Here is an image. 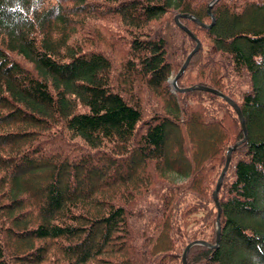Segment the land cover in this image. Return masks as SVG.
I'll use <instances>...</instances> for the list:
<instances>
[{"label": "trees", "instance_id": "obj_1", "mask_svg": "<svg viewBox=\"0 0 264 264\" xmlns=\"http://www.w3.org/2000/svg\"><path fill=\"white\" fill-rule=\"evenodd\" d=\"M212 1L0 0V264H183L214 245L243 131L192 86L233 100L246 139L218 242L186 264H264V0ZM177 15L200 46L175 89L196 45Z\"/></svg>", "mask_w": 264, "mask_h": 264}, {"label": "water", "instance_id": "obj_2", "mask_svg": "<svg viewBox=\"0 0 264 264\" xmlns=\"http://www.w3.org/2000/svg\"><path fill=\"white\" fill-rule=\"evenodd\" d=\"M216 0H213L212 2H215ZM211 2V3H212ZM211 3L209 5V9H208V12L210 14V17H211V22L210 24L206 25L204 23H201L200 21H198L197 19H194L195 22H197L198 24H200L201 26L203 27H210L213 23H214V17L213 15L210 13V8H211ZM183 17H187V15H182ZM190 17V16H188ZM179 16H175V23L182 29L184 30L195 42H196V45L194 47V49L192 51L189 52V54L186 56L182 66L180 67V69L178 70V72L176 73L175 77L172 79V86L173 88L177 89L176 88V84H175V81L176 79L182 74V72L185 70L190 58L192 57V55L198 50L199 46H200V43H199V40L185 27L183 26L179 20H178ZM191 18V17H190ZM194 89H198V90H203V91H209V92H212L220 97H222L225 101H227L230 106L233 108V110L235 111L238 119H239V123H240V126H241V129L243 131V140L239 141V142H236L234 145L230 146L228 149H227V153H226V159H225V163H224V166L220 172V175L218 177V180H217V183H216V187H215V190L213 191V200H214V203L217 207V219H216V224H217V238H216V243L214 245H210L208 244L207 242H204V241H200V240H195V241H192L190 242L189 244L186 245V247L184 248L183 252H182V263L183 264H186V260H185V257H186V254L188 252V250L193 246V245H203V246H207V247H214L216 246L217 242H218V238H219V214H220V207H219V203H218V197H217V193H218V190L221 186V182H222V179L224 177V174L226 172V169L229 165V162H230V157H231V153L239 146V144L244 141L246 139V128H245V123H244V119H243V116L241 114V111L238 107V105L233 101L231 100L230 98L224 96L222 93H220L219 91L215 90V89H212L210 87H204V86H192L190 88H186V89H177L178 91H184V90H194Z\"/></svg>", "mask_w": 264, "mask_h": 264}, {"label": "rangeland", "instance_id": "obj_3", "mask_svg": "<svg viewBox=\"0 0 264 264\" xmlns=\"http://www.w3.org/2000/svg\"><path fill=\"white\" fill-rule=\"evenodd\" d=\"M178 70H179V69H178ZM175 72H177V70H176ZM169 80H171V78H170ZM171 81H172V80H171ZM171 177H172L174 180H176V181H180V180H182V179L179 178L177 175H171Z\"/></svg>", "mask_w": 264, "mask_h": 264}]
</instances>
